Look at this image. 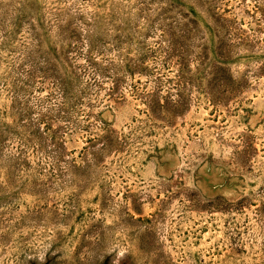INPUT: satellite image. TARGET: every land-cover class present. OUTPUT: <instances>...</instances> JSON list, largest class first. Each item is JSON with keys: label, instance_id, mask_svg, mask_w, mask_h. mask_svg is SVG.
Returning <instances> with one entry per match:
<instances>
[{"label": "rangeland", "instance_id": "374dc122", "mask_svg": "<svg viewBox=\"0 0 264 264\" xmlns=\"http://www.w3.org/2000/svg\"><path fill=\"white\" fill-rule=\"evenodd\" d=\"M0 264H264V0H0Z\"/></svg>", "mask_w": 264, "mask_h": 264}]
</instances>
